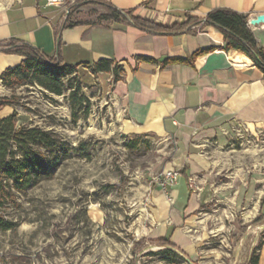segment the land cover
<instances>
[{"label": "crops", "instance_id": "0c3cea01", "mask_svg": "<svg viewBox=\"0 0 264 264\" xmlns=\"http://www.w3.org/2000/svg\"><path fill=\"white\" fill-rule=\"evenodd\" d=\"M104 1L162 25L180 24L189 16L198 21L191 30L152 32L132 23L99 21V15L108 13L102 3L0 0V45L22 39L49 57L77 65L87 84L102 79L122 104L123 126L129 132L175 143L165 168L179 169L180 176L173 185L152 186L150 234L194 255L199 247L198 215L222 190L216 187L219 165L224 166L219 154L230 149L238 129L264 132L263 70L246 54L223 49L224 35L218 27L201 28L199 22L217 8L247 14L250 19L264 13V0ZM90 13L95 14L87 16ZM77 20L84 23L67 26L68 21ZM249 26L264 47V23ZM207 47L215 48L191 59L194 52ZM138 56L156 62L138 60ZM172 57L189 61L163 64ZM103 58L123 64L121 80L113 81L108 72L92 73L93 64ZM23 59L20 54L0 51V75ZM0 88L9 91L1 83ZM5 108L8 111L3 114ZM13 111L14 107L6 106L1 115ZM18 111L20 117L22 111ZM262 198L255 201V214L264 216ZM262 250L260 263L264 264V246Z\"/></svg>", "mask_w": 264, "mask_h": 264}, {"label": "rangeland", "instance_id": "374dc122", "mask_svg": "<svg viewBox=\"0 0 264 264\" xmlns=\"http://www.w3.org/2000/svg\"><path fill=\"white\" fill-rule=\"evenodd\" d=\"M84 84L92 107L77 125L63 96H46L37 85L15 90L19 123L53 127L72 146L87 142L91 157L71 151L52 178L21 198L24 208L9 210L21 224L0 230V264H246L264 239V216L255 221V201L264 196V132L238 129L230 149L219 154L224 166L216 187L222 190L198 215L192 232L199 247L189 255L150 234L154 176L166 170L175 143L129 132L111 87L102 79ZM263 246L264 240L260 259Z\"/></svg>", "mask_w": 264, "mask_h": 264}, {"label": "trees", "instance_id": "16d2710c", "mask_svg": "<svg viewBox=\"0 0 264 264\" xmlns=\"http://www.w3.org/2000/svg\"><path fill=\"white\" fill-rule=\"evenodd\" d=\"M85 3H102L108 8V13L99 15L101 22H126L152 32H177L191 30L198 19L189 16L180 24L172 26L162 25L149 19L134 16L131 12L114 7L104 0H80ZM83 21H68L67 26H75ZM201 28L205 25L218 27L223 35V49L238 50L249 56L264 72V47L249 26L247 14L229 8H217L208 13ZM197 23V24H199ZM0 45V51L15 53L24 56L22 62L15 67L6 68L0 75V83L6 88L12 89L10 95L0 93V230L16 231L21 220L16 218L9 210L12 208H24L25 201L21 198L28 195L29 190L40 182L54 176L63 160L71 157L72 152H77L90 158L89 143L80 142L72 146L53 127L47 128L39 124L19 123V111L16 101L20 95L15 92L22 85H39L46 96L51 94L63 96L69 103L71 110V122L77 125L81 119L89 118L92 101L84 91L85 84L82 81L78 66L66 64L60 57H49L38 47H35L22 39L12 38ZM215 47H207L194 52L191 59L213 50ZM138 60L156 62L155 59L138 56ZM187 58H167L163 64L175 62H188ZM93 74L108 72L113 74V81L117 82L124 76L123 64L112 59H100L91 67ZM52 98V97H51ZM52 100L56 101L54 97ZM13 106L14 111L6 116L1 115L5 106ZM22 106L31 111L27 103ZM258 215L255 221L260 220ZM262 239L255 251H253L246 264H260V252ZM163 245L175 247L168 239H158ZM170 250V249H168Z\"/></svg>", "mask_w": 264, "mask_h": 264}, {"label": "built area", "instance_id": "2783aa9c", "mask_svg": "<svg viewBox=\"0 0 264 264\" xmlns=\"http://www.w3.org/2000/svg\"><path fill=\"white\" fill-rule=\"evenodd\" d=\"M63 0H48L50 4H60ZM180 176L179 169H168L160 173L155 174L154 180L161 184L162 186H167L168 184L173 185L176 183Z\"/></svg>", "mask_w": 264, "mask_h": 264}, {"label": "water", "instance_id": "95a60500", "mask_svg": "<svg viewBox=\"0 0 264 264\" xmlns=\"http://www.w3.org/2000/svg\"><path fill=\"white\" fill-rule=\"evenodd\" d=\"M249 23L251 25H259V24L264 23V13H260L256 15L255 17H251L249 19Z\"/></svg>", "mask_w": 264, "mask_h": 264}]
</instances>
